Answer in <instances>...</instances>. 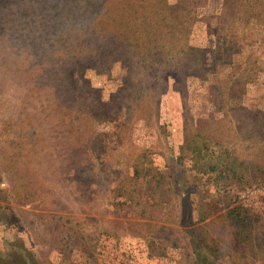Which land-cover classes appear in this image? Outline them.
<instances>
[{
	"label": "rangeland",
	"instance_id": "rangeland-1",
	"mask_svg": "<svg viewBox=\"0 0 264 264\" xmlns=\"http://www.w3.org/2000/svg\"><path fill=\"white\" fill-rule=\"evenodd\" d=\"M0 264H264V0H0Z\"/></svg>",
	"mask_w": 264,
	"mask_h": 264
},
{
	"label": "trees",
	"instance_id": "trees-1",
	"mask_svg": "<svg viewBox=\"0 0 264 264\" xmlns=\"http://www.w3.org/2000/svg\"><path fill=\"white\" fill-rule=\"evenodd\" d=\"M171 9H174V8H171ZM111 21H112V20H111ZM143 23H144V24L146 23V19L143 20ZM146 24H147V23H146ZM154 32L157 34V31H154ZM172 33H174L173 30H172ZM158 37H159V36H157V38L154 39V42H156V43L158 42V40L160 39V38H158Z\"/></svg>",
	"mask_w": 264,
	"mask_h": 264
}]
</instances>
